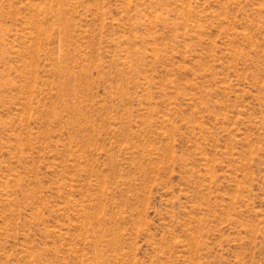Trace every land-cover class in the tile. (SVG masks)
Masks as SVG:
<instances>
[{"label":"rangeland","instance_id":"obj_1","mask_svg":"<svg viewBox=\"0 0 264 264\" xmlns=\"http://www.w3.org/2000/svg\"><path fill=\"white\" fill-rule=\"evenodd\" d=\"M0 264H264V0H0Z\"/></svg>","mask_w":264,"mask_h":264}]
</instances>
